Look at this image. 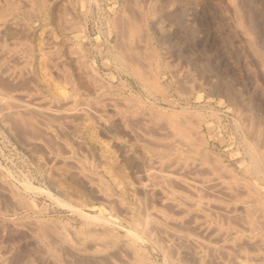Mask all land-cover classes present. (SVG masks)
Here are the masks:
<instances>
[{
	"label": "rangeland",
	"instance_id": "374dc122",
	"mask_svg": "<svg viewBox=\"0 0 264 264\" xmlns=\"http://www.w3.org/2000/svg\"><path fill=\"white\" fill-rule=\"evenodd\" d=\"M11 1L0 0V55L3 53L0 56V91L17 98L25 95L30 101L34 97L32 101L38 99L35 102L47 106L52 103V108L70 106L71 112L68 116L46 113L50 124L31 117L37 125L33 127L29 123L32 128H28V123L21 121L26 126L14 120L18 116L0 114V264H112L111 259L113 264H231L225 252L206 245L208 241L220 243L211 232L215 227L222 232L224 230L220 229H225V234L235 230L233 233L243 237L245 245L260 237L264 243L261 229L249 233L233 218L222 223L224 209L217 203L216 207L221 210L214 202V205H206L204 201L203 206L200 204L192 209L182 199L178 206L185 204L176 206L163 187L153 183L152 172L160 165L161 153L151 145V142L170 140L167 147L179 148L176 138L158 127L165 125L164 119L155 120L152 113H185L184 118L195 125L193 131L197 139L202 138L201 152H206L207 148L206 156L213 153L216 161L223 162L219 163L223 171L231 169L226 172L233 177L237 174L235 178L245 179L249 186L254 184L250 187L264 196V0H32L33 3L30 0V4L26 0ZM26 56L27 61H24ZM1 66L7 69L2 67L3 72ZM33 67L39 69L33 70ZM31 69L35 73L30 72ZM40 69L49 86L41 87L35 79ZM39 96L51 98L46 99L49 104ZM79 98L84 100H76ZM75 102L81 105L78 107ZM91 102H95L94 105ZM100 104L103 107L100 109H104L100 111L102 119L107 115L104 124L94 118ZM81 106L92 108L82 111ZM135 108L136 116L126 114ZM145 116L155 120V127L149 124L150 134L144 130L143 136L139 132L144 126H139L149 119ZM122 120L128 122L124 124ZM161 131L168 138L161 135ZM158 132L160 136L157 137ZM198 156L190 160L180 158L185 164L186 161L195 162L192 166L188 164V172L187 169L183 171L187 177L191 176L188 174L192 167H197L202 160L203 157ZM207 157V161L215 158ZM171 184L176 192L182 189L180 194L186 191L179 183ZM203 191L206 192L194 193V196L189 191L183 194L188 200L196 195V199L204 200L202 196L206 195L207 199L209 195L206 189ZM226 199L224 202L228 201ZM209 206L223 216L217 212L219 216H214ZM183 207L189 210L178 213ZM153 211H156L152 213L155 216L147 215ZM162 212L181 217L177 221L182 224L176 221L177 227L186 225L190 230V225L199 224V229L196 226L193 231L202 230L201 234L193 235L190 230L194 238H185L188 249L177 247V239L170 240L171 236L151 223L152 217L156 220ZM201 213L207 216L201 217ZM189 219L195 220L194 223ZM158 220L157 223H161ZM100 224L104 226L100 236L79 244L90 253L98 247V259H93L90 253L77 254L72 250L70 245H78L76 240L82 230ZM202 233L206 235L201 237ZM63 236L71 240L70 245L61 239ZM231 250L235 251L231 248V254ZM138 251L144 262L135 258ZM222 255L228 256L226 260ZM259 255L264 262L262 249L246 261L252 259L259 264L258 257H254ZM252 261L249 264H253Z\"/></svg>",
	"mask_w": 264,
	"mask_h": 264
},
{
	"label": "bare ground",
	"instance_id": "6f19581e",
	"mask_svg": "<svg viewBox=\"0 0 264 264\" xmlns=\"http://www.w3.org/2000/svg\"><path fill=\"white\" fill-rule=\"evenodd\" d=\"M27 1V3L28 4H30V2H32V0L30 1V0H26ZM28 1H30V2H28ZM38 1V0H37ZM248 1V0H247ZM11 2H13V0L11 1ZM34 2V1H33ZM32 2V3H33ZM38 2H40V1H38ZM14 3V2H13ZM31 3V4H32ZM249 3H251V2H249ZM255 3V2H254ZM37 5H40L39 3L37 4ZM247 5V4H246ZM256 6V5H255ZM16 7V6H15ZM29 8H30V6H28ZM31 9V8H30ZM249 9H251V8H249ZM253 9H254V7H253ZM255 9H256V7H255ZM32 10V9H31ZM235 10V9H234ZM258 10V9H257ZM236 11V10H235ZM234 11V12H235ZM250 11V10H249ZM31 12V11H30ZM251 13V12H250ZM254 14V13H253ZM257 16V15H256ZM252 17V16H251ZM253 18V17H252ZM258 18V17H257ZM260 18V17H259ZM256 19V18H255ZM236 21V20H235ZM237 22H238V20H237ZM240 22V21H239ZM239 26V25H238ZM238 31V30H237ZM243 34V33H242ZM13 42H15V41H13ZM17 42H19L20 43V41H16V43ZM41 42V41H40ZM16 43H15V45H16ZM41 44V43H40ZM19 45V44H18ZM42 45V44H41ZM12 46H13V43H12ZM40 47V46H39ZM254 47V46H253ZM42 48V47H41ZM255 48V47H254ZM4 49V48H3ZM44 49H45V46H44ZM47 49V48H46ZM8 51H9V49H7ZM12 50V49H11ZM40 50V49H39ZM254 50V49H253ZM2 51V50H1ZM43 51V50H42ZM3 52V51H2ZM7 52V51H6ZM12 52V51H11ZM50 52V51H49ZM3 53H1V55H2ZM16 54V53H15ZM19 54V53H18ZM33 54V53H32ZM32 54H30L28 57H29V59L32 57L31 55ZM0 55V56H1ZM20 55V54H19ZM14 56V55H13ZM21 56V55H20ZM34 56V55H33ZM21 57H23V56H21ZM19 58V57H18ZM22 59V58H21ZM28 59V60H29ZM31 60H32V58H31ZM30 60V61H31ZM15 61V60H14ZM21 61V60H20ZM24 61H27V56H26V60L24 59ZM19 62V61H18ZM4 64V63H3ZM7 64V63H6ZM15 64V63H14ZM19 64V63H18ZM17 63H16V65H18ZM29 64V63H28ZM13 66V65H12ZM2 67H4V69L6 68L5 66H1V70L3 71L4 69L2 68ZM23 67H24V65H23ZM26 67V66H25ZM41 68V67H40ZM7 69V68H6ZM14 69V68H13ZM36 69H39V68H34L33 67V70H36ZM10 70H12V69H10ZM29 71V70H28ZM32 71V69L30 70V72ZM4 72V71H3ZM8 72H9V70H8ZM12 72V71H11ZM18 72V71H17ZM16 72V73H17ZM33 72V71H32ZM33 73H35V72H33ZM43 73L44 72H42L41 71V69L40 70H37V72H36V77H35V79H37V82L38 83H40L41 84V87L44 85V86H49V84H48V81L46 80L47 78H45L44 76L45 75H43ZM11 74V73H10ZM45 74V73H44ZM7 75V74H6ZM12 75H13V73H12ZM16 75V74H15ZM14 75V76H15ZM11 76V75H10ZM36 82V83H37ZM100 82V81H99ZM38 83H37V85H38ZM40 86V85H39ZM46 88H48V87H46ZM98 89V88H97ZM30 94V93H29ZM38 95V94H37ZM25 96V95H24ZM23 96V97H24ZM31 96V95H30ZM33 96V95H32ZM34 96H36V95H34ZM19 98H17V97H15L14 95H12V94H8V93H6V92H3V91H0V114L1 113H5V114H7V115H9V116H11V117H16V116H18V118H20V119H18V118H15L14 120H20V123H22V122H25L27 125H29V123L30 124H32L33 125V127H35V126H37L36 125V123L34 124L33 122L35 121H33L32 120V118H36L37 117V120H40L42 123H44V124H46V122H49V121H47V115H46V113H48V112H56V113H59V114H62V115H64V116H68V112H71L70 110H71V107L69 106L68 108H65V109H61V108H52V107H50V106H52V103L50 104V106L48 107L46 104H44V105H42L41 104V102L39 103V102H35V101H37L36 99H35V101H32L33 100V98L31 99V101L29 100V98H27V99H25V97H24V99H22V98H20V96H18ZM27 97H29V96H27ZM37 97V96H36ZM35 97V98H36ZM40 97V96H39ZM42 97V96H41ZM40 97V98H41ZM74 97V96H73ZM39 98V99H40ZM42 100H44V101H46V99L44 98L43 99V97L41 98ZM50 100H51V98H49ZM49 99H47V101H49ZM73 99V98H72ZM82 98H79V99H76V100H81ZM233 99V98H232ZM76 100H74V101H76ZM84 100V99H83ZM83 100H81V102L83 101ZM39 101V100H38ZM46 101V102H47ZM69 101H71V100H69ZM91 101V100H90ZM123 101H125V99L123 100ZM130 101V100H129ZM43 102V101H42ZM85 102V101H84ZM88 102V101H87ZM48 103V102H47ZM76 103V105L78 104V103H80V102H75ZM92 103V102H91ZM93 103H95V102H93ZM92 103V105H94ZM134 103V102H133ZM49 104V103H48ZM86 105H89L90 104V102H89V104L88 103H85ZM97 104V103H96ZM73 105H75V104H73ZM75 105V106H76ZM81 105V104H80ZM79 104L77 105L78 107L80 106ZM83 105V104H82ZM126 105V104H125ZM59 106V105H58ZM61 106V105H60ZM65 106H67V105H65ZM76 106V107H77ZM85 106V105H84ZM98 106V105H97ZM134 106V105H133ZM75 107V108H76ZM86 107H89V106H86ZM86 107H83V108H86ZM94 107H96V106H94ZM93 107V108H94ZM99 109H95V110H97V112L99 111H101V112H104L102 109H100V107L101 108H103L102 107V105L100 104L99 106ZM126 107V106H125ZM125 107H124V109L123 108H120V109H123L124 111H125ZM81 109H83L82 108V106L80 107ZM92 108V107H91ZM91 108H86V110L88 111L89 109H91ZM119 108V107H118ZM127 108H128V106H127ZM70 109V110H69ZM94 109H92L93 110V112L92 113H94ZM140 109H142V108H140ZM139 109V110H140ZM123 110H120L119 112H121V111H123ZM127 110H129V109H127ZM146 110V109H145ZM80 111V110H79ZM82 111H84V109L82 110ZM90 111V110H89ZM123 111V112H124ZM160 111V110H159ZM81 112V111H80ZM96 113L97 115L94 117V118H96L97 120H98V122L99 121H101V123H103V122H105L104 120L106 119V117H107V115H106V117H105V119L103 120L102 118L104 117V116H101V112L100 113ZM123 112L121 113V116H123L122 114H123ZM127 112H130V113H127ZM126 112V114L127 115H130V116H136L137 115V111H136V108H135V110L133 109V110H131L130 109V111H127ZM180 112H182V111H180ZM186 112V111H185ZM190 112V111H189ZM81 113H85V112H81ZM91 113V114H92ZM144 113V112H143ZM184 113V112H183ZM182 113V114H183ZM188 113V112H187ZM191 113V112H190ZM193 113V112H192ZM88 114V113H87ZM86 114V115H87ZM125 114V113H124ZM151 114V113H150ZM185 114V113H184ZM180 115L179 113H173V114H167V112H166V114L164 115H162V114H160L159 112H155V113H152V117H153V119H158V118H161V121H162V119H164V121H163V123L165 124L164 126H160L159 124V126L158 127H160L161 129H164V130H168V131H165V132H168L167 134H169V136L171 135L173 138H176V141H178V144H179V148L177 147V149H171V147L169 148V146L167 147V145L168 144H166V143H168L169 141H165V143H163V141H162V143L161 142H151L149 139H147V140H149L152 144L151 145H154L153 147H154V149H155V151L156 150H158L159 151V153H161L160 155H161V159H159L160 161H158L159 163L158 164H160L159 166H158V168H160V169H158V168H155L156 170H154L153 169V172H152V175H153V173H154V177H155V179H154V177H152L153 179H154V182L153 183H155V184H158V186L160 185V186H162L163 187V189L166 191V193H167V195L169 196V198L170 199H173L174 200V202H175V205L176 206H178L179 204H180V201H181V199H182V201L184 200V201H186V202H188L187 204L190 206H188L189 208H192V209H194L195 207H197L198 205H200L201 203H202V201H204V202H206V205H208V203L210 204H212V205H214V203H215V207H216V203H217V205H220V206H223L222 207V209H224L223 210V215L225 214V216H224V219H223V221H222V223H224L225 221H227V222H230V220H231V218H233V219H235V220H233L234 222L236 221L237 222V224L238 223H240V224H238V226L240 225V227H241V225H243L244 227H245V230H248L249 231V233L250 232H252V231H257V230H259V229H261V230H263L264 231V196H260V195H258V194H256L255 193V191H254V188H251L248 184H250V183H247V181L245 180V179H243L242 181H240V178L239 179H236L235 177H237L238 178V176H237V174H236V176L235 177H233V175H231L230 174V172H231V169L229 170L227 167H224V168H227L225 171H223L224 169H222V166H221V164H219L220 162L221 163H223L222 161H220V162H218V161H216V156H214V155H212L213 153H211V155L209 154V156L207 157L206 156V153L209 151V150H206L205 149V151L206 152H204V151H202L201 152V150H202V148H201V144H203L202 142H201V139L202 138H200V140H198L199 139V137H198V139H197V135H196V133H195V131H193L194 130V124L191 122V121H189L190 119H186V118H184L186 115ZM85 115V116H86ZM90 115V114H89ZM103 115V114H102ZM127 115H124V116H126V117H128ZM146 115V114H145ZM149 115V114H148ZM92 116V115H91ZM109 116V115H108ZM119 116V115H118ZM139 116V115H138ZM137 116V117H138ZM4 117V116H3ZM32 117V118H31ZM146 117V116H145ZM149 119H146V121H142L143 120V118H142V120H140V121H142L140 124H141V126H139V127H143L144 126V128H141L140 130H142L141 132H139V134L141 133H143V131L145 130V131H147L148 132V134H150L149 132V126L150 125H152V127L151 128H153V125L155 124V120H153L151 117H149V116H147ZM146 117V118H147ZM88 118H90V117H88ZM92 118H93V116H92ZM93 118V120H95ZM133 118H135V117H133ZM139 118V117H138ZM194 118V117H193ZM193 118H192V121H193ZM126 119V118H125ZM131 119H132V117H131ZM130 119V121H132ZM141 119V118H140ZM196 119H197V117H196ZM196 119H195V123H196ZM49 120V119H48ZM103 120V121H102ZM108 121H109V118L107 119ZM111 120H112V118H111ZM124 120V119H123ZM122 120V121H123ZM128 120V119H127ZM136 120H138V119H136ZM135 120V121H136ZM22 121V122H21ZM53 121V120H52ZM121 121V120H120ZM198 121V120H197ZM18 122V121H17ZM40 122V123H41ZM50 122H51V119H50ZM50 122H49V124H50ZM54 122V121H53ZM53 122L51 123V125L53 124ZM97 122V123H98ZM112 122V121H111ZM110 122V123H111ZM124 122V121H123ZM125 122H128V121H125ZM125 122H124V124H125ZM138 122H139V120H138ZM200 122V121H199ZM25 123H22V125H24ZM41 123V124H42ZM55 123V122H54ZM107 123V122H106ZM105 123V124H106ZM109 123V124H110ZM25 124V125H26ZM104 124V123H103ZM150 124V125H149ZM196 124H199V123H196ZM26 125V126H27ZM35 125V126H34ZM106 125H108V124H106ZM112 125V124H111ZM135 125V124H134ZM31 125H29L28 126V128L30 127ZM102 126V125H101ZM105 126V125H104ZM137 126V125H136ZM198 127H200V125H197ZM110 127V126H109ZM114 127V126H113ZM145 127H147L148 128V130H147V128L145 129ZM154 127H155V125H154ZM157 127V126H156ZM163 127V128H162ZM31 128H32V126H31ZM134 128V127H133ZM138 128V127H137ZM196 128V127H195ZM112 129V128H111ZM114 129V128H113ZM136 129V128H135ZM156 129V128H155ZM107 130V129H106ZM131 130V129H130ZM137 131L139 130V129H136ZM158 130V129H157ZM115 131V130H114ZM114 131H112V132H114ZM151 131H152V129H151ZM156 131V130H155ZM159 131V130H158ZM251 131V130H250ZM257 131V130H256ZM260 131V130H259ZM147 132H145V133H147ZM153 133H155L154 131H152ZM151 132V133H152ZM157 132V131H156ZM160 132V131H159ZM159 132H158V134H159ZM162 132V131H161ZM170 132V133H169ZM255 134H256V132L255 131H253ZM164 133V131L161 133V135ZM198 133V132H197ZM199 133H201V132H199ZM198 133V134H199ZM157 134V133H156ZM157 134V137L158 136H160V134L158 135ZM167 134L165 133V134H163V135H166L167 136ZM254 134V135H255ZM151 135H153V134H151ZM150 135V136H151ZM196 135V136H195ZM137 136V135H136ZM142 136V135H141ZM143 136H144V133H143ZM149 136V135H148ZM156 136V135H155ZM199 136V135H198ZM202 136V135H201ZM253 136V135H252ZM152 137V136H151ZM163 137V136H162ZM136 138V137H135ZM142 138H144L143 139V141L146 139V136L145 137H142ZM159 138H161V137H159ZM166 138V137H165ZM167 138H168V136H167ZM140 139V138H139ZM158 139V138H157ZM164 139V138H163ZM172 139V138H171ZM254 139V138H253ZM252 139V140H253ZM261 139V138H260ZM117 140V139H116ZM122 140V139H121ZM151 140L152 141H154L153 140V137L151 138ZM166 140V139H165ZM263 140V139H262ZM115 141V140H114ZM202 141H204V139L202 140ZM120 143L122 142V141H119ZM206 142V141H205ZM116 143V142H115ZM119 143V144H120ZM123 143V142H122ZM172 143V142H171ZM260 143V142H259ZM259 143H257V144H259ZM262 143V142H261ZM259 144V145H261L262 146V144ZM118 143L116 144V145H119ZM131 144V143H130ZM132 144H134V143H132ZM156 144V145H155ZM166 144V145H165ZM256 144V143H255ZM120 145H125L124 143L123 144H120ZM150 145V144H149ZM115 146V145H114ZM175 146V145H174ZM118 147V146H117ZM116 147V148H117ZM124 147V146H123ZM141 147V146H140ZM153 147H151V148H153ZM120 148V147H119ZM131 148V147H130ZM257 148H260V147H257ZM123 149V148H122ZM127 149V148H126ZM142 149V148H141ZM125 150V149H124ZM143 150V149H142ZM262 149H260V151H261ZM142 152H145V151H142ZM141 152V153H142ZM259 152V151H258ZM123 153H124V151H123ZM146 153V152H145ZM144 153V154H145ZM104 154V153H103ZM103 154H102V157H103ZM119 154V153H118ZM135 154V153H134ZM133 154V155H134ZM136 154H137V152H136ZM139 154V153H138ZM172 154H177L178 156H172ZM196 154H198L199 156V158H200V156H202L201 158H202V160L201 161H199V165H197V167L196 166H194V167H192V170H190V168H189V170H190V174H188V175H191V176H189V177H187V175H185L186 174V172L184 173L183 171H185V169H187L188 168V164H190L191 165V163L192 162H194V161H192V162H190L189 160V158H191V157H193L194 155H195V157H196ZM207 154V155H208ZM264 154V153H263ZM106 154H104V156H105ZM160 155H159V157H160ZM257 155V154H256ZM158 156V155H157ZM211 156H213V157H215V158H212ZM135 157H137L136 155H135ZM139 157V156H138ZM205 157H207V158H209V157H211L212 159V161L210 162V161H207L206 159H205ZM220 157V156H219ZM142 158H143V156H142ZM148 158V157H147ZM180 158H184V159H189L188 161L190 162V163H187V161H186V164H187V166H186V164H185V162H183L182 160H180ZM221 158V157H220ZM258 158V157H257ZM135 159V158H134ZM140 159V158H139ZM151 159V158H150ZM213 159H215V160H213ZM145 160V159H144ZM152 160V159H151ZM156 160V162H157V159H155ZM154 160V161H155ZM192 160V159H191ZM194 160H195V158H194ZM217 160H218V158H217ZM149 161V160H148ZM153 161V160H152ZM152 161H150V162H152ZM153 161V162H154ZM182 161V162H181ZM197 161V160H196ZM149 162V163H150ZM195 163V162H194ZM131 164V163H130ZM148 164V163H147ZM146 164V165H147ZM197 164H198V162H197ZM133 165V164H132ZM141 165V164H140ZM150 165H151V163H150ZM196 165V164H195ZM154 166H156L157 167V164L156 165H154ZM153 166V167H154ZM192 166V165H191ZM131 167V166H130ZM149 167H151V166H149ZM194 168V169H193ZM259 169V168H258ZM228 170L230 171L229 172V174L227 173L228 172ZM187 172H188V169L186 170ZM222 171L224 172V173H222ZM227 171V172H226ZM236 172V171H235ZM261 172V171H260ZM197 173V174H196ZM259 173V172H258ZM263 173V172H262ZM261 173V174H262ZM146 174V173H145ZM150 174H151V171H150ZM184 174V175H183ZM235 175V174H234ZM260 175V174H259ZM262 176V175H261ZM151 177H149V178H151ZM147 178V177H146ZM262 179V178H261ZM143 180V179H142ZM150 180V179H149ZM152 180V179H151ZM146 181V180H145ZM243 181H246V183L245 182H243ZM261 181V180H260ZM262 181H264V180H262ZM139 182H141V180L139 181ZM148 182V181H147ZM151 182V181H150ZM150 182H149V184H150ZM1 183V182H0ZM145 182H143V184H144ZM153 183H151V184H153ZM171 183H179V184H181V185H183V186H181V187H185V189L184 190H186L187 192L189 191L190 193H193V196H194V193L195 194H200V193H203L204 194V192H206V191H203V192H201V190H203V189H206L207 190V194L209 195V197L207 198V199H205L206 198V195L204 196H202V197H205L204 198V200L203 199H196L195 197L197 196H195L194 198H190L189 197V200L187 199L188 198V196L186 197L185 195L187 194L186 193V191L185 192H183L182 191V194H180V192H181V190L182 189H180V192H179V190H178V192H176V189H173V184H171ZM148 184V186H152V185H149ZM179 184H177L179 187H180V185ZM144 185H146V183L144 184ZM175 186H176V184H174ZM4 186V185H3ZM2 186V187H3ZM141 185H139V187H140ZM175 186H174V188H175ZM5 187H6V185H5ZM61 187V186H60ZM147 187V186H146ZM154 187V186H153ZM152 187V188H153ZM7 188V187H6ZM160 188V187H159ZM177 189H178V187H176ZM257 188V187H256ZM143 189H144V186H143ZM162 189V188H161ZM2 190V189H1ZM9 190V189H8ZM140 190H142L141 188H140ZM145 190V189H144ZM154 190V189H153ZM257 190V189H256ZM138 191V190H137ZM259 191V190H258ZM258 191H257V193H258ZM261 191V190H260ZM10 192V191H9ZM151 192V191H150ZM164 192V191H163ZM14 193V192H13ZM12 193V194H13ZM144 193V192H143ZM149 193V192H148ZM183 193H186L185 195L183 194ZM14 195V194H13ZM18 195V194H17ZM189 195V194H188ZM192 195V194H191ZM163 196V195H162ZM12 197H14V196H12ZM182 197H184L185 199H183ZM199 197V196H198ZM16 198V197H15ZM14 198V199H15ZM163 198V197H162ZM167 198V197H166ZM169 198H167V200L169 199ZM210 198V199H209ZM227 198V199H226ZM13 199V198H12ZM187 199V200H186ZM224 199H226V200H228L227 202H224ZM16 200V199H15ZM19 200V199H18ZM18 200H16V201H18ZM16 201H14V202H12V203H15ZM211 201V202H210ZM19 202V201H18ZM142 201L140 200V203H141ZM148 202V201H147ZM165 202H167V201H165ZM203 202V203H204ZM214 202V203H213ZM168 203V202H167ZM167 203H165V204H167ZM171 203H172V201H171ZM170 203V204H171ZM202 203V204H203ZM146 204V203H145ZM144 204V205H145ZM152 204V203H151ZM173 204V203H172ZM183 204H185V202L183 203ZM183 204H181V205H183ZM201 204V206H203ZM205 204V203H204ZM142 205V204H141ZM147 205V204H146ZM150 205V204H149ZM180 205V206H181ZM13 206H15L14 204H13ZM153 206V205H152ZM168 206V205H167ZM180 206H178V207H180ZM185 206V205H184ZM229 206V207H228ZM143 207V206H142ZM154 207V206H153ZM175 207V206H174ZM200 207V206H199ZM206 207H208V206H206ZM210 207V206H209ZM211 207H213V206H211ZM210 207V210L212 211L213 210V208H211ZM217 207H219V206H217ZM216 207V208H217ZM151 208V207H150ZM189 208H187L188 210H189ZM201 208V207H200ZM221 207H219L218 209L219 210H221L220 209ZM144 209V208H143ZM148 209V208H147ZM169 209V208H168ZM168 209H167V211H168ZM186 208L184 209V207L181 209L180 208V210H181V212H178V213H184L185 212V210H187ZM204 209V208H203ZM208 209V208H207ZM207 209H205L204 211H206L207 212ZM161 210H163V209H161ZM171 210V209H170ZM178 210V209H177ZM199 210V209H198ZM201 210V209H200ZM209 210V209H208ZM216 210V209H215ZM166 211V210H165ZM174 211V210H173ZM172 211V212H173ZM211 211H208V212H211ZM218 211V210H217ZM217 211H215V212H217ZM140 212V211H139ZM143 212V211H142ZM156 212V211H155ZM154 211L153 212H149V214H147V215H152V216H155V213ZM158 212H161V211H158ZM197 212V210H195V213ZM205 212V213H206ZM215 212H214V210H213V213H214V216H216L217 214H221L220 216H223L222 215V213H219V212H217V214H215ZM152 213H155L154 215L152 214ZM165 213H167V212H165ZM165 213H161V214H159V218L157 217L156 218V220H155V218L154 217H152L155 221H156V223H157V219H160V220H158V222H161V223H157V224H159V225H157L156 223H155V221L153 222L151 219H149L150 221H152L151 223H153L154 224V226H157V229L159 228V230L163 233V234H167V235H169V236H171L170 237V240H171V238H174V239H177L176 240V242H177V247L179 246V248L180 247H186L187 248V246H186V239L185 238H188V237H192V238H194L193 237V235H196L197 236V233L199 232V231H202V230H197L196 228V230L198 231L197 233L196 232H194L193 230H194V227H196L197 226V228H198V226H199V224L198 223H195V225L196 226H192V225H190L189 227H191V229L190 230H192L193 232H194V234L193 233H191L190 232V230H189V228L188 227H186L185 228V226L186 225H183L182 227H177V223H176V221H177V219H178V217H176V216H169V214L168 215H166ZM175 213H177V212H175ZM187 213V212H186ZM188 213H190V211L188 212ZM187 213V214H188ZM194 213V212H193ZM195 213H194V215H195ZM204 213V212H203ZM213 213H212V215H213ZM146 214H145V216H146ZM157 214V215H158ZM186 214V215H187ZM171 215V214H170ZM198 215V214H197ZM211 215V216H212ZM178 216V215H177ZM193 216V215H192ZM196 216V215H195ZM200 216L202 217V216H207V214L205 215H202V213L200 214ZM209 216V215H208ZM217 216H219V215H217ZM149 217V216H148ZM186 217V216H185ZM194 217V216H193ZM192 217V218H193ZM199 217V216H198ZM89 218V217H88ZM90 218H93L92 216H90ZM150 218V217H149ZM181 218V217H180ZM180 218L178 219V220H180ZM188 218H189V216H188ZM223 218V217H222ZM222 218H220L221 220H222ZM148 219V218H147ZM162 219V220H161ZM194 219H195V217H194ZM197 219V218H196ZM195 219V220H196ZM199 219V218H198ZM207 219V218H206ZM226 219V220H225ZM92 220V219H91ZM94 220V219H93ZM112 220V219H111ZM182 220V219H181ZM188 220V219H187ZM189 220H191L192 222L193 221H195V220H192V219H189ZM204 220H205V217H204ZM208 220V219H207ZM225 220V221H224ZM101 221V220H100ZM145 221L147 222L148 220H146L145 219ZM186 221V220H185ZM184 221V222H185ZM200 221V220H199ZM206 221V220H205ZM204 221V222H205ZM232 221V220H231ZM149 222V221H148ZM178 222V221H177ZM190 222V221H189ZM188 222V223H189ZM219 222H220V220H219ZM99 223H102V222H99ZM170 223H175V226L173 227L172 226V224L171 225H169ZM179 223V222H178ZM181 223V222H180ZM179 223V224H180ZM186 223V222H185ZM184 223V224H185ZM194 223V222H193ZM98 224V223H97ZM182 224V223H181ZM187 224V223H186ZM190 224H192L191 222H190ZM198 224V225H197ZM206 224V223H205ZM208 224H210L211 226H212V224L211 223H209L208 222ZM207 224V226H209ZM216 224V223H215ZM229 224H231V223H229ZM103 225H104V223H103ZM102 225V226H103ZM151 225V224H150ZM174 225V224H173ZM202 225V224H201ZM214 225V224H213ZM228 225V224H227ZM236 225V224H235ZM89 226V225H88ZM145 225H143V227H144ZM146 226H148V228H149V223H148V225H146ZM153 226V225H152ZM151 226V227H152ZM215 226H217V225H215ZM104 227V226H103ZM103 227H101V224H100V226L98 225V226H95V225H93V226H91L90 228H87V229H85V230H82L80 233V235H79V237H77V238H79L78 240H76L78 243V245H74V244H72L71 243V245L69 244V241L71 242V240H69L68 241V239H66V237H61V239L64 241V242H66L67 244H69L70 246H72V250L73 251H75L77 254H84L85 255V253H90L91 251H89L88 252V250L87 249H84V248H80L82 245H80V247H79V244H81L84 240H86V239H90V238H93L94 239V237H98V236H100V233L102 232V229H103ZM111 227V226H110ZM150 227V228H151ZM203 227H206V226H204V224H203ZM213 227V226H212ZM212 227H209V228H211L210 230H212ZM218 227V226H217ZM220 227V226H219ZM222 227V226H221ZM147 228V227H146ZM208 228V227H207ZM216 228V227H215ZM213 229L211 232L213 233V234H216V237L218 238V240H219V242L220 243H218V242H214V241H208V240H211V239H208L207 241V243H206V245H207V247L208 248H211L212 250L214 249H218V252L221 250V251H223V252H225L226 253V255H228L229 257H230V259L228 258V260H230L231 261V264H244L245 262L244 261H246V260H248L247 258L249 257V256H251V255H256L259 251H261V249H262V251H264V243H262V241L263 240H260V238L259 237H257V238H259V240L261 241V244L260 243H258V242H260L258 239L257 240H254V239H252V241L250 242L249 241V245H247L248 244V242H246V245L247 246H249L250 247V245H251V247H250V249H248L249 247H246V245H245V242L243 241V240H245V239H243V237H242V239L239 237V235L237 236V234L236 233H233V231L235 232V230H233L232 231V233H230V231L228 232V234H225V233H227L226 231H225V229H220V230H224V232H222V231H219V230H217V228L216 229ZM224 228V227H223ZM243 228V227H242ZM241 228V229H242ZM105 229H107L106 227H105ZM156 229V230H157ZM199 229V228H198ZM201 229V228H200ZM203 229V228H202ZM205 229V228H204ZM203 229V230H204ZM219 229V228H218ZM244 229V228H243ZM129 230V229H128ZM207 230H209V229H207ZM209 230V231H210ZM229 230H230V228H229ZM244 230V231H245ZM130 231V230H129ZM132 231V230H131ZM146 231V230H145ZM248 231H247V233H248ZM54 232V231H53ZM57 232V231H56ZM159 232V231H158ZM161 232H159V234H162ZM259 232V231H258ZM55 233V232H54ZM132 233V232H131ZM200 233V232H199ZM198 233V234H199ZM204 233H206V232H204ZM204 233H202V236L201 237H203V234ZM209 232H207V234H208ZM238 233V232H237ZM254 233V232H253ZM61 234H62V232H61ZM193 234V235H192ZM201 234V233H200ZM199 234V235H200ZM256 234V233H255ZM260 234V233H259ZM262 234H263V232H262ZM158 235V234H157ZM165 235H163L164 237H169V236H165ZM204 235H206V234H204ZM249 235V234H248ZM252 235H254V234H252ZM116 236V235H115ZM115 236H114V238H115ZM129 236V235H128ZM131 236V235H130ZM136 236H138V235H136ZM135 236V237H136ZM196 236H195V238H196ZM212 236V235H211ZM199 237L200 236H198V239H199ZM201 237H200V239H199V241L201 240ZM213 237V236H212ZM215 237V238H216ZM254 238L256 237V236H253ZM39 238V237H38ZM60 238V237H59ZM100 238V237H99ZM102 238V237H101ZM109 238V237H108ZM157 238H160L159 237V235H158V237ZM205 238H208L207 236L205 237L204 236V239ZM248 238V237H247ZM134 239V238H133ZM136 239V238H135ZM134 239V241H136ZM169 239V238H168ZM167 239V240H168ZM204 239H202V241L204 240ZM256 239V238H255ZM96 240V239H95ZM132 240V239H131ZM164 240V239H163ZM194 240V239H193ZM214 240V239H213ZM215 240H217V239H215ZM251 240V239H250ZM113 241V240H112ZM133 241V240H132ZM133 241V242H134ZM197 241V240H196ZM198 241V242H199ZM205 241V240H204ZM248 241V240H247ZM63 242V243H64ZM90 242V241H89ZM106 242V241H105ZM109 242H111L110 240H109ZM108 241H107V243H109ZM124 242V241H123ZM132 242V243H133ZM165 242V241H164ZM163 242V243H164ZM201 242V241H200ZM210 242H213V243H210ZM84 243V242H83ZM129 243V242H128ZM188 243V242H187ZM191 243V242H190ZM189 243V244H190ZM91 245H92V243H90ZM89 244V245H90ZM104 244V243H103ZM106 244V243H105ZM110 244L111 243H109V246H110ZM130 244V243H129ZM202 244V243H201ZM85 245V244H84ZM108 245V244H107ZM116 245V244H115ZM114 245V246H115ZM119 245V244H118ZM133 245V244H132ZM135 245V244H134ZM133 245V246H134ZM61 246V245H60ZM63 246V245H62ZM69 246V247H70ZM93 247L95 246V244H93L92 245ZM96 246H98V245H96ZM106 246V245H105ZM130 247H131V245H129ZM168 247H169V245H167ZM190 246V245H189ZM202 246V245H201ZM91 247V246H90ZM120 247H121V245H120ZM128 247V246H127ZM191 247V246H190ZM203 247H205V246H203ZM206 247V249L208 250V248ZM87 248V247H86ZM98 247H96L93 251H92V253H90V256L93 258H95V259H98V255H97V253L96 252H98V250L99 249H97ZM118 248V247H117ZM123 248V247H122ZM125 248V247H124ZM123 248V249H124ZM173 248V247H172ZM172 248L170 249V250H172ZM179 248H176V249H179ZM181 248V249H182ZM231 248H233V249H235V251L234 250H231V251H233V253L231 254V252L229 251ZM184 249V248H183ZM182 249V250H183ZM188 249V248H187ZM71 250V249H70ZM102 250V249H101ZM127 250V249H126ZM125 250V251H126ZM186 250V249H185ZM118 251V250H117ZM124 251V250H123ZM131 251L132 250H130V252L129 253H131ZM133 251H134V249H133ZM215 251H217V250H215ZM215 251L212 253V255H214V253H215ZM104 252H105V250H104ZM110 252V251H109ZM108 252V253H109ZM119 252V251H118ZM137 252V251H136ZM139 252V251H138ZM171 252H173V251H171ZM212 252V251H211ZM75 253V254H76ZM134 253V252H133ZM141 253V251L139 252V253H134V254H136V259H137V261H139V262H144L145 261V259H143L142 258V253ZM206 253H209V252H206ZM101 254V253H100ZM175 254H176V252H175ZM210 254V253H209ZM263 254V253H262ZM219 255H221V253L219 254ZM261 255V254H260ZM260 255L259 256H254L255 258L256 257H258V260H257V262L260 260L261 261V258L262 257H260ZM103 256V255H102ZM223 256V255H222ZM228 256H226V257H228ZM105 257H107V256H105ZM111 257V256H110ZM224 258L223 259H225L226 257H225V255L223 256ZM260 257V258H259ZM93 258V259H94ZM250 258V257H249ZM252 258V257H251ZM255 258H253V259H255ZM100 259V258H99ZM111 259V258H110ZM226 260V259H225ZM228 260H227V262H228ZM250 261L249 262H251L252 261V259H249ZM56 261V260H55ZM229 261V262H230ZM256 261V260H255ZM258 262L259 264L261 263H264V262ZM264 261V260H263ZM111 262H112V264H113V259H111ZM110 262V263H111ZM247 262V261H246ZM249 262H247V264H249ZM253 262V261H252ZM97 263V262H96ZM108 264H109V262H108ZM144 264H145V262H144ZM222 264V263H221ZM223 264H226L225 262L223 263ZM230 264V263H229ZM253 264H255V262H253Z\"/></svg>",
	"mask_w": 264,
	"mask_h": 264
}]
</instances>
